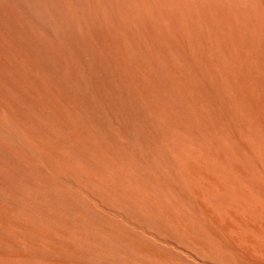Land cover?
Instances as JSON below:
<instances>
[{
  "label": "bare ground",
  "instance_id": "obj_1",
  "mask_svg": "<svg viewBox=\"0 0 264 264\" xmlns=\"http://www.w3.org/2000/svg\"><path fill=\"white\" fill-rule=\"evenodd\" d=\"M172 1L249 52L264 50V0ZM146 2L136 0L142 10ZM94 4L0 0V264H264L238 251L215 212L195 201L159 127L123 119L119 102L120 129L104 126L73 63L76 51L104 50ZM203 171L194 176L211 197L228 194Z\"/></svg>",
  "mask_w": 264,
  "mask_h": 264
},
{
  "label": "rangeland",
  "instance_id": "obj_2",
  "mask_svg": "<svg viewBox=\"0 0 264 264\" xmlns=\"http://www.w3.org/2000/svg\"><path fill=\"white\" fill-rule=\"evenodd\" d=\"M158 1L147 0L142 10L136 0H94L96 40L104 50L97 45L102 54L74 53L78 80H85L81 85L91 92H87L89 102L100 111L104 126L120 129L114 116L123 112L125 120L134 117V121L142 119L159 127L164 142L180 160L188 187L195 184L200 200L190 188L195 201L215 212L212 215L238 251L264 263V50L249 52L228 29H214L204 14L197 19L191 17L188 6L180 9L172 0ZM85 59L89 65L81 64ZM97 82L102 84L97 86ZM105 95L109 96L106 105L102 102ZM126 96L139 104V115L123 102ZM199 170L218 177L216 188L219 193L227 192V199L211 197L209 184L194 176L198 177ZM234 182L239 188L242 185L239 191ZM221 184L224 187L219 188ZM225 188L228 191H222ZM233 188L238 191L233 192L236 198L230 195Z\"/></svg>",
  "mask_w": 264,
  "mask_h": 264
}]
</instances>
